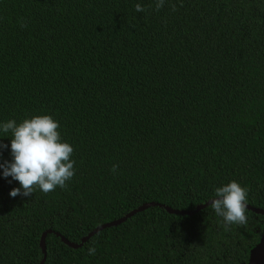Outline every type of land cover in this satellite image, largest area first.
<instances>
[{"label":"trees","instance_id":"trees-1","mask_svg":"<svg viewBox=\"0 0 264 264\" xmlns=\"http://www.w3.org/2000/svg\"><path fill=\"white\" fill-rule=\"evenodd\" d=\"M155 2L0 0V124L52 115L76 170L13 198L0 168V264H39L48 230L41 264H247L264 214L225 230L210 204L166 207L235 179L264 210V0Z\"/></svg>","mask_w":264,"mask_h":264},{"label":"clouds","instance_id":"clouds-1","mask_svg":"<svg viewBox=\"0 0 264 264\" xmlns=\"http://www.w3.org/2000/svg\"><path fill=\"white\" fill-rule=\"evenodd\" d=\"M164 4L165 0H156L155 10L159 11ZM175 7L172 5L173 10ZM135 10L144 12L146 8L137 3ZM0 130L11 133L12 157L0 163V168L5 178L11 177L20 184V187L10 190L11 197H29L37 190L48 194L57 187L64 189L75 176V160L72 159L74 147L63 139L60 123L52 115L37 114L25 117L19 123L9 119L0 124ZM7 148V144H0V155ZM117 168L118 165L112 166L113 173ZM213 195L210 207L217 217L222 218L225 230L231 225L243 226L248 223V189L240 182L233 179L218 186ZM96 251L94 245L88 249L90 255H95Z\"/></svg>","mask_w":264,"mask_h":264},{"label":"water","instance_id":"water-1","mask_svg":"<svg viewBox=\"0 0 264 264\" xmlns=\"http://www.w3.org/2000/svg\"><path fill=\"white\" fill-rule=\"evenodd\" d=\"M212 199H214V198H212ZM212 199H209L208 201H206L203 204H199L198 206H196V208L194 210H181L180 211V210H175V209H171L168 207H166V209L171 213H180V214H184V215H187V214L190 215V214H193V213L201 210L203 207L209 205L211 203ZM154 204L155 203H153V202L142 204L141 206L131 210L129 213H127L126 215H124L121 218H118V219L113 220L111 222H108V223H105V224H102V225L95 227L90 233H88L85 237H83L79 243L70 242L66 238H64L63 236H61V240L64 243H66L67 245H69L70 247L77 248L79 246H82L83 243L86 242V240H88L92 235H94L98 231L102 230L103 228L113 226V225H117L118 223H121L124 220H126L128 217L132 216L134 213L141 211V210H143V209H145L151 205H154ZM247 208H249L255 212L264 214V210H262V209L254 208V207L249 206V205ZM47 232L50 233L52 231L48 230V231L44 232L41 236L40 246H41V249H42L44 256H43V258L39 264L43 263V261L45 259V252H46L45 236H46ZM58 236H59V234H58ZM247 264H264V234L261 236L259 242L250 250L249 259H248Z\"/></svg>","mask_w":264,"mask_h":264}]
</instances>
